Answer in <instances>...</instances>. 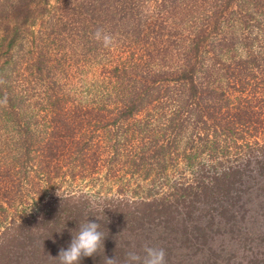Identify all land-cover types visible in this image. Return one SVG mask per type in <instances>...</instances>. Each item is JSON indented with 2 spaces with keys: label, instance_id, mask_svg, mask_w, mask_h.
<instances>
[{
  "label": "trees",
  "instance_id": "16d2710c",
  "mask_svg": "<svg viewBox=\"0 0 264 264\" xmlns=\"http://www.w3.org/2000/svg\"><path fill=\"white\" fill-rule=\"evenodd\" d=\"M263 191L264 0H0V264H264Z\"/></svg>",
  "mask_w": 264,
  "mask_h": 264
},
{
  "label": "clouds",
  "instance_id": "9594fccd",
  "mask_svg": "<svg viewBox=\"0 0 264 264\" xmlns=\"http://www.w3.org/2000/svg\"><path fill=\"white\" fill-rule=\"evenodd\" d=\"M94 39L101 42L104 48H110L115 44V37L102 28H98L94 33ZM97 219H100L97 217ZM101 229V224L89 221L80 223L79 230L73 234L70 245L61 248L58 257L53 258L57 264H79L82 257H93L101 253L105 234ZM167 253L163 248H157L145 244L143 255L136 251H129L124 264H167ZM104 264H120L115 258L104 257Z\"/></svg>",
  "mask_w": 264,
  "mask_h": 264
},
{
  "label": "rangeland",
  "instance_id": "374dc122",
  "mask_svg": "<svg viewBox=\"0 0 264 264\" xmlns=\"http://www.w3.org/2000/svg\"><path fill=\"white\" fill-rule=\"evenodd\" d=\"M260 73H261V72L256 71V74H260ZM228 154H229V153H228ZM79 186H80V188H84L85 190H86V189H91V187L88 186V183H86V181L81 182V183L79 184ZM263 192H264V191H263ZM262 197H264V194H262ZM261 199H262L261 197H257L255 200H256L257 202L263 201V203H264V200H261ZM263 199H264V198H263ZM253 204H254V201H253ZM247 207H249V206H247ZM250 208H251V206H250ZM26 211H27V212H30V208L27 209ZM31 211H34V209L31 208Z\"/></svg>",
  "mask_w": 264,
  "mask_h": 264
}]
</instances>
